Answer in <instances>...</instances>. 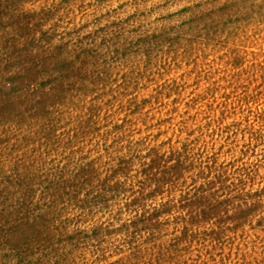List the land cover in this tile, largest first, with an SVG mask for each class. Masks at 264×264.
<instances>
[{
  "label": "rangeland",
  "instance_id": "1",
  "mask_svg": "<svg viewBox=\"0 0 264 264\" xmlns=\"http://www.w3.org/2000/svg\"><path fill=\"white\" fill-rule=\"evenodd\" d=\"M0 264H264V0H0Z\"/></svg>",
  "mask_w": 264,
  "mask_h": 264
},
{
  "label": "clouds",
  "instance_id": "2",
  "mask_svg": "<svg viewBox=\"0 0 264 264\" xmlns=\"http://www.w3.org/2000/svg\"><path fill=\"white\" fill-rule=\"evenodd\" d=\"M185 2H186V0H185Z\"/></svg>",
  "mask_w": 264,
  "mask_h": 264
}]
</instances>
